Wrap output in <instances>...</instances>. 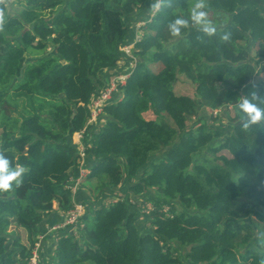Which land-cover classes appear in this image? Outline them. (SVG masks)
Instances as JSON below:
<instances>
[{"label": "trees", "instance_id": "trees-1", "mask_svg": "<svg viewBox=\"0 0 264 264\" xmlns=\"http://www.w3.org/2000/svg\"><path fill=\"white\" fill-rule=\"evenodd\" d=\"M189 2L163 0L155 15L149 0H26L13 15L0 4V150L25 167L21 186L0 192V264H27L39 234V264L45 239L54 245L49 264H261L264 128L242 132L237 104L253 90L264 94V0H207L213 37L191 23ZM176 17L189 19L179 37L167 27ZM133 22L143 25L133 31ZM136 32L135 66L87 123ZM179 75L193 97L175 90ZM229 106V126L210 127L202 110ZM80 130L94 196L83 184L75 196L69 187ZM73 197L85 206L79 237L49 232L45 221ZM146 201L153 209L142 213ZM11 223L27 245L9 240Z\"/></svg>", "mask_w": 264, "mask_h": 264}, {"label": "clouds", "instance_id": "clouds-1", "mask_svg": "<svg viewBox=\"0 0 264 264\" xmlns=\"http://www.w3.org/2000/svg\"><path fill=\"white\" fill-rule=\"evenodd\" d=\"M7 0H0V4L6 5ZM163 0H156L150 4L149 12L152 15L158 13L162 7ZM207 9V0H195L190 9L191 23L199 28L206 36L213 37L217 35V27L213 20L209 18ZM4 25V9L0 8V30ZM189 26V19L176 17L169 22L168 30L173 37H179L182 29ZM221 43H228L231 40V33L224 32L219 36ZM240 113V129L244 133L254 132L257 129L264 128V94H259L253 90L248 95H241L237 104ZM213 111V110H210ZM25 167L19 163H13L0 150V192H8L13 186L20 187L23 183ZM43 235V234H42ZM44 239V238H43ZM42 239V240H43ZM264 264V259L261 260Z\"/></svg>", "mask_w": 264, "mask_h": 264}, {"label": "built area", "instance_id": "built-area-1", "mask_svg": "<svg viewBox=\"0 0 264 264\" xmlns=\"http://www.w3.org/2000/svg\"><path fill=\"white\" fill-rule=\"evenodd\" d=\"M143 22H138L136 23L137 27L142 25ZM138 28L137 31H138ZM140 40V33L136 32L134 38L129 42L124 44L123 46L120 47V51H122L124 58L119 62V67L122 66L125 61V59H128V66L130 65V68H127V66L116 72L113 73L106 85L98 92V94L95 96V98L92 100L90 103V118L88 119L87 123H92L95 122L97 117L100 115V113L103 110V106L109 102L112 98V95L114 92L118 90L119 86H122L125 84V81L127 77L129 76L131 70L135 66L136 62V57L132 53V48L135 44L136 41ZM115 72V71H114ZM214 112L216 110H213ZM75 136L78 138V141L73 140ZM82 136H83V131H77L74 133V136L72 137L73 143L77 145V151L79 154V174L76 178L73 179L72 176H69V181L71 182L70 190L72 192V195L75 196L79 185L86 180L87 175L89 174V170L83 165L84 164V158L86 156L85 153V146L82 143ZM83 204L79 203L76 201V199L73 197L72 200V205L71 207L65 211L62 214V218L60 219L59 222L52 224L49 228L48 231H55L58 232L59 229H65L67 228L71 234H73L76 238L79 237L80 231L83 228L84 224L81 220V217L83 216ZM153 209V205L148 202L147 204L142 205L141 212L142 213H148L150 210ZM163 212L167 214L168 212V206L164 205L163 206ZM45 234L40 235V239H43ZM39 241V240H38ZM35 243V246L32 248V252L30 255V258L28 259L27 264H39V259H40V254H39V243ZM42 242V240H41Z\"/></svg>", "mask_w": 264, "mask_h": 264}, {"label": "rangeland", "instance_id": "rangeland-1", "mask_svg": "<svg viewBox=\"0 0 264 264\" xmlns=\"http://www.w3.org/2000/svg\"><path fill=\"white\" fill-rule=\"evenodd\" d=\"M150 2L152 4V3H155L156 0H149V3ZM193 3H195V0H190L189 5L192 7ZM25 4H26V0H7V2H6L7 11H8L9 14H12V15L16 14L23 8V6ZM144 14L147 15L148 13H144ZM137 18H140V17H137ZM215 18H217V17H215ZM210 19L212 20L211 17H210ZM222 21L223 20L219 21L218 23L220 24ZM136 23H138V22H133L132 25H131V29L133 31L136 28H138ZM142 25H143V23H142ZM127 65H128V62H126L125 65L120 66L117 70L115 69L114 71L118 72V71L124 69ZM258 77L264 82V73L259 74ZM174 88L179 94H185V95H188V96H191V97H193V95H194V88H195L194 85L191 83L190 80H188L183 75H179L177 77V81L175 82ZM246 91L250 92V89L248 88ZM202 114H203V116H206V119H207L208 124L210 125V127L218 128V129L223 130V129H225V128H227L229 126V123H230L229 118L234 115V110H233V107L229 106L227 110L222 108L220 110L219 109L216 110L215 112L214 111H210V110L204 112L202 110ZM101 121L103 122V117L100 119L99 124H100ZM0 130H1V128H0ZM73 136H74V134L72 135V137ZM73 140L78 141V138L75 136V138ZM74 144H75V142H74ZM165 150L166 149H160V152L158 154H161V152L164 153ZM224 153L227 154L226 152H224ZM89 174H90V172H89ZM89 174L87 175V177L89 176ZM87 177H86V179H87ZM85 183H88V184L85 185ZM85 186H87L86 188L88 189L89 193H91V192L94 193L95 190L98 188L96 182L94 180H92L90 177H89V180L84 182L83 187H85ZM93 193H91L92 196H94ZM150 193L152 195L155 194L153 192H150ZM95 196H97V192L95 193ZM142 198L143 197H141V195H136V199H134V201H138V200L142 201ZM148 202L149 201H146L145 203L141 202L140 204H147ZM54 204H55V202H54ZM83 207H84L83 208V212H85V206H83ZM174 207L175 208H180V205L176 204V205H174ZM138 219L143 220L142 213L139 214ZM248 221L253 225L255 231H258V229L260 231L262 230L263 225L258 223L254 217L248 218ZM145 225H147L146 222H145ZM7 233H8L7 237L10 238L9 240L13 241L12 239L16 238L17 241H19L21 244L27 245V235H26L25 231L21 227H18L14 223H11L10 227L7 230ZM38 238H39L38 243H39V246H40L41 245V240H42V239H40V234L38 235ZM43 243H45V245L46 244H50L51 240L45 239L43 241ZM53 247H54V245L51 246V253L50 254H52V255L54 254L53 253L54 251H52ZM179 247H181V246H179ZM263 248H264V246H263ZM47 249H48L47 247H45V246L43 247L44 252H46ZM43 255H44V253L42 254V257H44L42 263L43 264H49L52 261L53 256H50V255L43 256ZM78 264H82V263H78Z\"/></svg>", "mask_w": 264, "mask_h": 264}, {"label": "crops", "instance_id": "crops-1", "mask_svg": "<svg viewBox=\"0 0 264 264\" xmlns=\"http://www.w3.org/2000/svg\"><path fill=\"white\" fill-rule=\"evenodd\" d=\"M125 64H126V62L123 63V65H125ZM118 68H119V66L117 67V69H118ZM117 69H116V70H117ZM113 97L115 98L116 95H114ZM111 100H112V98H111ZM205 110H206V109H203L204 112H205ZM208 110H209V109H207L206 111H208ZM86 156H87V155H86ZM86 156H85V158H86ZM85 158H84V161H85ZM89 159H92V158H91V157H89L88 159L86 158L87 163H88V160H89ZM85 166H86V165H85ZM86 168L89 170V167H88V166H86ZM84 182H86V180H84L81 184L84 185ZM86 184H88V183H85V185H86ZM86 187H87V186H86ZM84 188H85V187H83L82 191L86 189V188H85V189H84ZM83 196H84L85 198H87V197H88V193H84ZM83 196H82V197H83ZM77 202H78V201H77ZM53 206H54V210H55V209L57 210V203H55ZM62 214H63L62 212H58V213H56V214L50 216L49 219L45 221V223H46V227H49V225L53 224V223H52L53 221H55V223H56L57 221H59V220L62 218ZM51 246H52V243H50V244H46V247H47L48 249H47L46 252H44V256H45V255H50V256H52V254H50V253H51ZM49 250H50V251H49Z\"/></svg>", "mask_w": 264, "mask_h": 264}]
</instances>
